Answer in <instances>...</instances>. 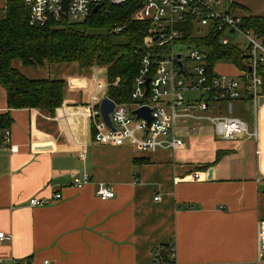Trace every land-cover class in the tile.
Masks as SVG:
<instances>
[{
  "label": "crops",
  "instance_id": "crops-1",
  "mask_svg": "<svg viewBox=\"0 0 264 264\" xmlns=\"http://www.w3.org/2000/svg\"><path fill=\"white\" fill-rule=\"evenodd\" d=\"M9 1L15 0H0V20ZM223 9L242 20L264 17L257 0H223ZM12 67L27 79L64 80L66 87L50 117L38 109L9 110L0 86V114L9 111L13 119L9 147L0 150V232L11 237L0 243L3 264H264L256 247V224L264 220V118L250 97L219 103L207 114L225 116L223 107L256 128L257 140L238 135L219 144L212 124L186 122L178 125L183 148L144 153L92 141L86 108L106 96L105 68H32L18 60ZM185 97L194 102L199 94ZM245 101L252 102L250 118L242 113ZM84 175L88 183L73 187ZM100 184L111 188L112 199L96 197ZM56 193L59 201L29 205ZM170 245L173 259L166 256ZM156 252L163 256L156 259Z\"/></svg>",
  "mask_w": 264,
  "mask_h": 264
},
{
  "label": "built area",
  "instance_id": "built-area-1",
  "mask_svg": "<svg viewBox=\"0 0 264 264\" xmlns=\"http://www.w3.org/2000/svg\"><path fill=\"white\" fill-rule=\"evenodd\" d=\"M22 1L29 11V24L44 26L63 18L83 21L96 7L126 0H67L66 12L62 11L63 0ZM133 19L144 23L146 31L140 64L133 78L132 102L115 103L109 115L111 128L94 105L86 108L89 126L94 129V143L129 144L144 153L176 152L184 146L179 123L200 121L212 124L216 136L223 140H232L238 135L257 140L256 128L249 129L243 120L228 115L211 116L207 112L219 103L236 101L242 94L250 97L254 105L257 98L264 97L263 37L256 35L241 18L224 10L223 0H142L135 8ZM113 31L118 33L120 28L115 27ZM212 44L242 51L240 66L232 61H211ZM178 48H186L187 53L183 54ZM221 66L235 68L237 73L220 72ZM187 92L198 93V100L188 101ZM143 107L150 110V122L132 114ZM9 143V130L0 132V150L7 149ZM79 158L82 159L83 154ZM88 180L84 175L76 178L72 185L81 189ZM198 180L197 174L191 176V181ZM95 195L101 201L114 197L111 188L104 184L98 186ZM49 199L50 202L32 198L29 205L44 207L59 201L61 195L56 193ZM10 240L9 235L0 232V243ZM256 247L258 260L264 262V220L256 224ZM154 255L156 259L163 256L159 252ZM166 256L175 257L174 246H169Z\"/></svg>",
  "mask_w": 264,
  "mask_h": 264
},
{
  "label": "trees",
  "instance_id": "trees-1",
  "mask_svg": "<svg viewBox=\"0 0 264 264\" xmlns=\"http://www.w3.org/2000/svg\"><path fill=\"white\" fill-rule=\"evenodd\" d=\"M141 1L106 3L83 21L63 18L44 26L29 24V11L22 0L9 1L5 17L0 20V86L6 93L7 108L38 109L54 117L63 103L66 87L64 80L27 79L12 67L15 60L32 68L45 63H76L80 69L105 68L106 97L116 104L131 103L133 78L140 64L146 31L144 23L133 19ZM243 22L264 38V17L251 16ZM115 27L120 28L118 33L113 31ZM215 46H211V61H232L240 66L242 51ZM94 108L99 110L98 105ZM12 124L9 111L0 114V132L9 130ZM221 155L217 154L214 163Z\"/></svg>",
  "mask_w": 264,
  "mask_h": 264
},
{
  "label": "water",
  "instance_id": "water-1",
  "mask_svg": "<svg viewBox=\"0 0 264 264\" xmlns=\"http://www.w3.org/2000/svg\"><path fill=\"white\" fill-rule=\"evenodd\" d=\"M99 7L94 8L93 12L95 13ZM62 11L66 12L67 11V0L62 1ZM180 66V65H179ZM147 88V87H146ZM115 103L110 100L108 97H104L100 104H99V113L100 116L102 117L104 123L111 128V123L109 119V115L112 113L114 109ZM132 114L137 118V119H144L147 122H150L151 117H150V110L146 107L136 109L132 112ZM211 177V172L208 174V179Z\"/></svg>",
  "mask_w": 264,
  "mask_h": 264
},
{
  "label": "rangeland",
  "instance_id": "rangeland-1",
  "mask_svg": "<svg viewBox=\"0 0 264 264\" xmlns=\"http://www.w3.org/2000/svg\"><path fill=\"white\" fill-rule=\"evenodd\" d=\"M111 1H115V0H111ZM257 2L258 3H262V2H264V0H257ZM178 49H181V51H182L183 54H186L187 53V49L186 48H178ZM189 64H191V63H189ZM218 69H219L220 72H224V73L225 72H229V70L226 69L223 66H221ZM245 105H246L245 106L246 108H244L245 109L244 111L242 110L243 111L242 113L244 115H248V117L250 118L251 115H253V113H254V109H253V107H251L252 102L245 101ZM255 109H256L257 116L259 118H261V117L264 118V97H259V98L256 99V101H255ZM221 111H222V114L223 115H228L226 109H224L223 107H222ZM211 128L206 130L207 131L206 132L207 133V136H208V134L210 135V130H211V133L213 134V131H212ZM193 136H197V135H193ZM215 141L218 142L219 144H226V145H230V143H231L230 141L229 142L222 141V140H220V138H217Z\"/></svg>",
  "mask_w": 264,
  "mask_h": 264
}]
</instances>
